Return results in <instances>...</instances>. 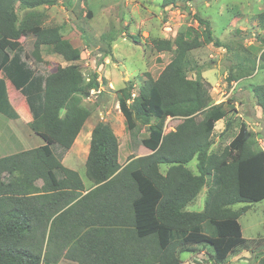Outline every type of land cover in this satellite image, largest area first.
I'll use <instances>...</instances> for the list:
<instances>
[{"label": "trees", "instance_id": "trees-1", "mask_svg": "<svg viewBox=\"0 0 264 264\" xmlns=\"http://www.w3.org/2000/svg\"><path fill=\"white\" fill-rule=\"evenodd\" d=\"M176 2L164 0L163 6ZM56 4L0 0V74L25 97L29 126L46 142L0 157V264H184L182 253L202 249L212 264H226L246 243L240 218L264 200V157L254 150L245 123L221 153L211 152L216 124L227 112L223 104L211 105L209 85L199 74L187 77L196 70L190 53L201 46L200 37L186 31L173 41H154L158 52H175L172 60L157 78L146 74L136 97L131 85L117 91L134 154L122 167L117 136L108 124H96L86 161V177L95 188L87 191L80 174L62 160L91 115L83 101L107 81L100 83L97 73L86 79L78 65L81 51L61 27H44L36 10ZM17 7L26 12L22 19ZM197 18L203 42L229 50L213 37L210 22ZM257 20L263 33L264 11ZM28 34H33L36 65L46 64L44 47L68 65L52 73L34 68L24 60L21 39ZM258 40L264 45V33ZM259 60L264 68V52ZM238 62L240 77L250 76L256 61L240 57ZM253 91L264 113V84ZM0 96V112L19 117L2 79ZM168 118L179 122L174 130H166ZM139 122L149 125L148 138L140 137ZM141 147L148 154L135 157ZM193 160L197 174L188 168ZM162 165L168 166L165 171ZM204 188V210L188 211ZM239 204L244 206L234 209ZM116 230L129 235L128 244L110 238ZM257 263L264 264V256Z\"/></svg>", "mask_w": 264, "mask_h": 264}, {"label": "rangeland", "instance_id": "rangeland-1", "mask_svg": "<svg viewBox=\"0 0 264 264\" xmlns=\"http://www.w3.org/2000/svg\"><path fill=\"white\" fill-rule=\"evenodd\" d=\"M163 3L164 0H57L54 6L36 10L43 16L44 27H61L64 38L81 51L78 65L86 79L97 73L100 83L103 79L107 81V85H103L105 92L91 94V99L83 101V106L91 115L75 147L78 148L87 138L86 131L91 125L95 127L102 121L112 128L122 144L125 142L127 148L130 133L124 116L119 113L117 91L131 85L132 93L138 94L146 74L157 78L172 60L175 52H158L154 49V41H173L181 33L194 31L202 44L190 53L196 70L188 72L187 77L196 79L199 74L209 85L211 105L223 104L227 112L226 118L216 124L211 152L221 153L237 135L240 125L245 123L253 133L254 150L264 157V113L253 91L255 86L264 84V68L259 60L264 45L258 40V35L264 32L257 20V15L264 11V0H177L176 6L168 7ZM17 10L22 19L26 12L18 7ZM88 12L93 13L92 19L88 18ZM197 16L210 22L213 37L228 46L229 50L203 42L204 27L199 25ZM122 31L126 34H121ZM103 34L107 37L102 38ZM32 35L21 39L25 48L24 60L42 73L55 72L58 66L68 64L61 56L48 55L44 47L42 56L46 64L36 65L31 56ZM130 36H138L139 41L135 43ZM240 57L256 61L250 76L240 77ZM230 76L234 77L231 81ZM6 81L13 96L17 90L10 81ZM18 110L22 118L29 115L32 119L29 110L26 114ZM154 123L155 119H152L151 124ZM178 123L168 118L166 130H174ZM139 125L142 128L140 137L148 138L149 125L140 122ZM14 147L12 150L21 152L19 144ZM75 149L68 153L70 161L75 158ZM89 149L90 145L85 144L83 154L89 153ZM140 150L141 154L147 153L145 148ZM194 161L188 168L198 173ZM72 165L87 182L83 159ZM206 197L207 189L204 188L187 210L203 211ZM243 206L239 204L234 209L239 210ZM239 221L246 243L226 264H258L264 256V200L251 204ZM202 250L182 253L184 264H212L204 252L206 249Z\"/></svg>", "mask_w": 264, "mask_h": 264}, {"label": "crops", "instance_id": "crops-1", "mask_svg": "<svg viewBox=\"0 0 264 264\" xmlns=\"http://www.w3.org/2000/svg\"><path fill=\"white\" fill-rule=\"evenodd\" d=\"M0 79L5 81L6 94H7V98H8L10 107L13 109V111L15 113H17L19 115V117H17V118H12V117H8V116H6L0 112V138H1V140H0V157H5V156H10V155L16 154L17 152H15V149L14 150H12V149L15 148L14 146L17 144L20 145V147L22 149L21 152L31 150V149H35V148H39V147L45 145L46 144L45 140L41 136L35 134L32 131V129L30 128L29 123L32 121L30 116L25 115L24 118H22V116H20V112H19L18 108L21 111H23L24 114H26L27 110H29V107L26 103L25 97L18 90H17V93L13 94V96L10 95L8 82L6 81V79L3 78L2 74H0ZM102 90H104L103 87H102ZM0 98H2V96H0ZM6 110L9 111V108L8 109L6 108ZM119 113L121 115H123L122 112H119ZM125 122H126V119H125ZM11 128L14 129V131L11 130ZM93 129H94V127H93V125H91L88 128V130L86 131V135H87L86 137L87 138H85V140L87 139V141H85V140L82 141L80 146H78V148H77V146L75 147V145L77 144L79 139L81 140V132L82 131L80 132V134L77 137L76 141L74 142L72 148L66 153L65 157L62 160V163L65 167L68 166L67 168L76 171V169L73 168L74 165H72V164L74 162H76L78 159H81V160L83 159V166L86 168V161H87V158L89 156V153H85V155H84L82 151L84 150L85 144L90 145ZM128 133H129V131H128ZM129 137H130V135H129ZM3 140H5V141L2 142ZM118 140H119V163L121 164L122 167H124L132 159L134 151H133L132 146H131L130 138H128L127 148H126L125 142H124V144H122L119 137H118ZM124 146H125V148H124ZM82 147H83V149H82ZM75 148H77V149H75ZM142 148H144V147H141V149ZM72 149L76 150V155H75V158L73 159V161H70V159H68V158H70L68 156V153L71 152ZM89 151H90V149H89ZM139 152H141V150ZM139 152H138V155H136L135 157H140V156H144V155L148 154V153L141 154ZM167 167H168L167 165L161 166L162 170H166ZM194 174H197V173H194ZM85 175H86V172H85ZM80 177H81V175H80ZM82 180H83V183H84L87 191L93 187V183L91 181H89L88 179H87V182L84 181L83 178H82ZM93 188H95V186ZM87 191L84 192V194H86ZM116 231L117 232L112 233L110 238L113 241L117 242L118 244H121V245L128 244L129 240H130L129 235L127 233H121L118 230H116ZM61 263H63V264H75V263L67 261V260H62L58 264H61Z\"/></svg>", "mask_w": 264, "mask_h": 264}, {"label": "built area", "instance_id": "built-area-1", "mask_svg": "<svg viewBox=\"0 0 264 264\" xmlns=\"http://www.w3.org/2000/svg\"><path fill=\"white\" fill-rule=\"evenodd\" d=\"M101 90H102V87L99 90H92L91 94L95 95L97 93H100ZM136 96H137V93H133V97H136ZM90 99H91V97H90Z\"/></svg>", "mask_w": 264, "mask_h": 264}]
</instances>
